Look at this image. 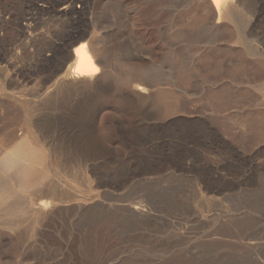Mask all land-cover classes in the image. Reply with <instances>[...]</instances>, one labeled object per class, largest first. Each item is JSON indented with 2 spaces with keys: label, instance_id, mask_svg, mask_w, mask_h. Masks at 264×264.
<instances>
[{
  "label": "rangeland",
  "instance_id": "rangeland-1",
  "mask_svg": "<svg viewBox=\"0 0 264 264\" xmlns=\"http://www.w3.org/2000/svg\"><path fill=\"white\" fill-rule=\"evenodd\" d=\"M208 1L0 0V80L19 53L17 69L35 80L7 95L23 96L30 131L52 153L46 183L91 203L34 227L1 211L0 264H264V0H222V11L242 8L235 25ZM66 26L101 44V85L45 98L55 58L36 76L23 44L38 34L43 47ZM137 69L151 89L142 96L125 83ZM24 117L9 101L0 137L22 135ZM13 143L0 142V157ZM29 193L8 205L43 198ZM13 222L15 232L3 228Z\"/></svg>",
  "mask_w": 264,
  "mask_h": 264
},
{
  "label": "bare ground",
  "instance_id": "bare-ground-1",
  "mask_svg": "<svg viewBox=\"0 0 264 264\" xmlns=\"http://www.w3.org/2000/svg\"><path fill=\"white\" fill-rule=\"evenodd\" d=\"M209 1L211 2V7H213L214 10L216 11L217 16H220V12L222 11V8H221L222 0H209ZM60 4L62 5L63 3L60 2ZM232 5H228L226 9H223L222 18L228 23L235 25L237 15L238 13L242 12L241 11L242 8L237 9L236 7H233ZM209 14H207L208 16L207 17L205 16V17L206 18L210 17ZM257 17L259 16L257 15ZM0 23H1L0 28H2L3 27L2 21H0ZM29 25L30 24L25 25L26 30L27 29L29 30L28 28ZM88 34H89L88 32L83 31L80 34L75 36L73 35V32L70 30V27L66 26L61 30L54 31L52 34L50 33V35L46 36V38H44L45 36L43 35L42 37L44 39V45L43 47H39L40 45L38 44L39 49L35 47L36 43H38L37 40L39 38V35L38 34L31 35L30 33L28 34V36L26 35L27 36L25 38L26 41L23 44L24 46L22 48L21 53L25 54L24 56L27 55V57H29L30 59L29 60L30 63L34 64L33 69L35 70L34 72L36 76L42 75L43 69L45 68V66L51 63L50 62L51 60L49 59L51 55H53V57L55 58L54 60L56 63L53 66L54 71L52 72V69H51L50 74H56L57 78H56V81L54 82V86L52 87V90H47L46 94L43 95V97L47 98L50 95H52V97H56L63 91L71 92V93H77V92L88 93V92H91L97 86L101 85L100 78L103 74L102 69L104 68L103 67L104 64L102 65V61H101L102 58L100 59L101 55H99L100 52H99L98 45H101V44H97L96 41L94 42L93 37H92V35L94 34L92 33L91 35H88ZM16 55L18 56L19 53H17ZM17 56L15 57L14 65H12L13 71L15 72L13 74H9L8 72L7 73L5 72L6 73L4 74L5 76L2 78V80H0V92L2 93L0 94V111H3L9 107V101L13 104H16L17 107L21 109L22 112L25 114V117L22 123L24 126V133L22 135H19L16 138L12 132L9 133V135H6L5 133H3L2 136L0 137V142L2 143L4 141L7 142L9 139H11L14 142L13 145L9 149H7L4 152V154L0 157V212L1 211L4 212L7 215V217H11L14 214H17L18 216H20V214L24 215L27 217L26 222L30 221L29 225L34 227L37 224L39 225L40 221L44 222L43 220L47 219L49 216L51 217V215L54 212V209H57L59 207H67L68 204H71L72 202L78 204L79 207L81 208H85V207L88 208V206L91 203L89 202V200H80V199L75 200L76 198L73 199L72 201H67V200L64 201L65 198L62 197L61 195L62 193L56 192L55 186L51 184V182L46 183L47 181H50V176L47 173V168H48V165H51V163L53 162L52 161L50 163L52 153L51 151H49V149L45 150L42 145H38L37 139L33 136V132L30 131V127L33 125H31L32 121L29 117H27V115L29 114L31 108L29 107V104H27L23 96L22 97L8 96L9 95L8 89H10L11 87L16 88L17 90L19 89L24 90V88H26L25 86H27V84H29V82H32L31 80H33L31 78L25 79L22 72L17 69L19 67V65H17V63L19 62L17 60L18 58ZM71 59H74L72 68L68 70H64L63 69L64 63L67 61L69 62ZM4 63L5 65L3 66V68L7 70L10 63L6 60H4ZM147 75L148 74L145 70L137 69L136 72L134 73L132 72L128 73V75L125 77L126 78L125 83L126 85H128L129 89L131 88L132 90H134L139 96L145 95L151 90L149 87V83L146 80ZM6 91L8 93H6ZM34 130H36V128ZM36 133H38L37 130H36ZM41 143L43 144V142ZM91 143H92L91 144L92 146L94 147L97 146V141L94 138H92ZM54 163H56V161ZM215 174L216 173H214V175ZM31 190H38L39 196L41 195V197L43 196V198L46 197L47 200L44 201L45 199L42 198L41 201L39 199L37 200L39 202L34 203V202H29V200L26 199V202L28 200V202L30 203L28 206L29 208H27L26 210L21 209V207L18 209L17 207L15 208L12 206L13 208H11V206H9L12 203L13 204L20 203V202H15L17 200L16 196L26 197L27 195H30L29 191ZM15 197H16V200H15ZM23 200H24L23 202H25V199ZM70 200H71V197H70ZM142 209L143 208L139 206H132L130 207V211H131L130 213L134 215L135 217L141 218L143 216V213L145 212ZM221 213L217 212V215L218 214L220 215ZM214 214H215L214 211L207 212V216H213ZM18 220L19 219H17V222H19ZM42 222H41V225H42ZM13 225H15V223L12 225L3 226V228H5L8 231L15 232V228L16 227L18 228L19 225L12 227Z\"/></svg>",
  "mask_w": 264,
  "mask_h": 264
}]
</instances>
